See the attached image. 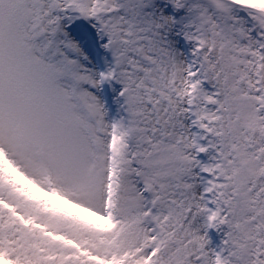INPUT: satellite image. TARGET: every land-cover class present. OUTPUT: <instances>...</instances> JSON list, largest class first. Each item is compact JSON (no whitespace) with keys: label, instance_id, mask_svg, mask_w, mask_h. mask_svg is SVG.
I'll return each mask as SVG.
<instances>
[{"label":"snow or ice","instance_id":"1","mask_svg":"<svg viewBox=\"0 0 264 264\" xmlns=\"http://www.w3.org/2000/svg\"><path fill=\"white\" fill-rule=\"evenodd\" d=\"M0 264H264V0H0Z\"/></svg>","mask_w":264,"mask_h":264}]
</instances>
